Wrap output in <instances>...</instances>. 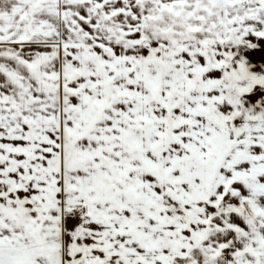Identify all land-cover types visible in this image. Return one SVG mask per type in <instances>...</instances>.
Masks as SVG:
<instances>
[{"label": "snow or ice", "instance_id": "obj_1", "mask_svg": "<svg viewBox=\"0 0 264 264\" xmlns=\"http://www.w3.org/2000/svg\"><path fill=\"white\" fill-rule=\"evenodd\" d=\"M0 264H264V0H0Z\"/></svg>", "mask_w": 264, "mask_h": 264}]
</instances>
